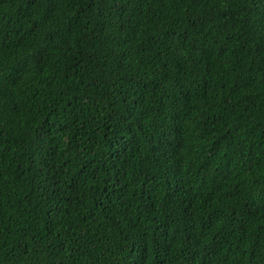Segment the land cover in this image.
Here are the masks:
<instances>
[{
  "label": "trees",
  "instance_id": "1",
  "mask_svg": "<svg viewBox=\"0 0 264 264\" xmlns=\"http://www.w3.org/2000/svg\"><path fill=\"white\" fill-rule=\"evenodd\" d=\"M0 264H264V0H0Z\"/></svg>",
  "mask_w": 264,
  "mask_h": 264
}]
</instances>
